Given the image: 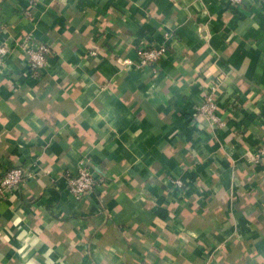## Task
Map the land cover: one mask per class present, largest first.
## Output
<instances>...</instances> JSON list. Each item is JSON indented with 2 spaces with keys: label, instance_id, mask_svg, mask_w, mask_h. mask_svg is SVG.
<instances>
[{
  "label": "crops",
  "instance_id": "1",
  "mask_svg": "<svg viewBox=\"0 0 264 264\" xmlns=\"http://www.w3.org/2000/svg\"><path fill=\"white\" fill-rule=\"evenodd\" d=\"M30 1L0 0V174L34 171L0 199V264H264V0ZM147 42L168 54L139 69ZM84 162L103 181L77 201Z\"/></svg>",
  "mask_w": 264,
  "mask_h": 264
},
{
  "label": "built area",
  "instance_id": "2",
  "mask_svg": "<svg viewBox=\"0 0 264 264\" xmlns=\"http://www.w3.org/2000/svg\"><path fill=\"white\" fill-rule=\"evenodd\" d=\"M244 0H226L230 7H237L243 3ZM31 5H35L37 0H31ZM31 6V7H32ZM30 15V10L27 11ZM5 26L0 22V33L3 32ZM16 46L20 47L26 57L29 71L33 75L40 74L45 70L49 64V58L52 54L49 45L41 42L32 33H26L22 37L15 40ZM13 48L8 41H0V65H3L8 57L13 53ZM168 54V47L166 45H154L148 42L142 44L137 50L136 65L139 69L157 67ZM123 66H129L130 61L122 60ZM218 102L215 94H207L202 97L201 102L197 106V112L203 115L209 121L212 128L219 127L222 121L218 117ZM255 164L264 165V144L258 147L251 155ZM34 176V171L31 167L20 165L13 167L0 174V199L4 200L12 194L18 192L27 181ZM67 187L71 195L77 201H82L95 191L99 190L103 179L97 178L91 171L88 163L79 167L76 173H68ZM174 184L178 188H182L184 183L180 179H175Z\"/></svg>",
  "mask_w": 264,
  "mask_h": 264
}]
</instances>
